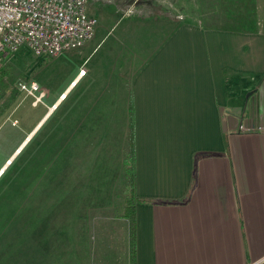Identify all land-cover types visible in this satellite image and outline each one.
Masks as SVG:
<instances>
[{
    "label": "crops",
    "instance_id": "crops-1",
    "mask_svg": "<svg viewBox=\"0 0 264 264\" xmlns=\"http://www.w3.org/2000/svg\"><path fill=\"white\" fill-rule=\"evenodd\" d=\"M214 3L211 23L202 1L179 23L133 14L139 24L123 36L115 90L95 87L87 103L59 114L55 154L23 178L31 203L49 195L48 180L62 185L68 172L79 181L82 146L91 161L98 128L124 113L126 129L131 99L135 192L148 198L135 204V264L264 261V0H216L204 9ZM79 69L64 88L86 74ZM10 198L0 204V228L6 210H20Z\"/></svg>",
    "mask_w": 264,
    "mask_h": 264
},
{
    "label": "rangeland",
    "instance_id": "rangeland-1",
    "mask_svg": "<svg viewBox=\"0 0 264 264\" xmlns=\"http://www.w3.org/2000/svg\"><path fill=\"white\" fill-rule=\"evenodd\" d=\"M186 1L87 0V13L96 18V24L81 51L40 55L23 43L3 57L1 64L8 66L10 73L6 87L0 88V204L10 202L12 195L20 210L16 213L7 208L4 212L8 217L0 228V264H127V221L116 216L117 205L113 206L112 199L120 190L124 113L115 116L118 120L113 125L98 128V146L91 161L82 146L79 181L69 177L66 164L63 184L62 179L53 184L48 180L49 195H34L31 203L23 178L40 172L46 157L52 151L55 154L56 132L51 127L59 114L71 110L75 103H87L95 87L105 89V94L115 90L116 77L111 72L114 74L115 64L121 60L123 36L139 24L133 14L141 10L149 14V22L160 23L168 19L159 17L171 15L179 23L184 21L185 8L191 12L198 9L197 2L209 8L216 2L196 0L194 7ZM205 4L201 12L210 23L217 22L215 5L212 11L205 10ZM173 21L171 18V24ZM79 68L86 74L64 88ZM19 79L26 83L34 80L37 89L28 94L19 89ZM36 94L41 99L33 104ZM46 104H51V109L38 119ZM58 175L62 178V173ZM40 182L46 184L45 179ZM7 183L10 191L4 188Z\"/></svg>",
    "mask_w": 264,
    "mask_h": 264
},
{
    "label": "built area",
    "instance_id": "built-area-1",
    "mask_svg": "<svg viewBox=\"0 0 264 264\" xmlns=\"http://www.w3.org/2000/svg\"><path fill=\"white\" fill-rule=\"evenodd\" d=\"M86 3L87 0H0V64L23 43L40 55L80 47L92 36L96 24V18L87 13ZM79 73H83L82 68ZM17 84L28 94L37 89L34 80L26 83L19 79ZM40 99L36 94L32 103Z\"/></svg>",
    "mask_w": 264,
    "mask_h": 264
},
{
    "label": "trees",
    "instance_id": "trees-1",
    "mask_svg": "<svg viewBox=\"0 0 264 264\" xmlns=\"http://www.w3.org/2000/svg\"><path fill=\"white\" fill-rule=\"evenodd\" d=\"M9 73L8 66L0 64V88L6 87V78ZM127 118L125 138L120 155V190L112 199L113 206L117 205L118 212L114 211L116 216L125 218L127 221V264H135V204L148 198L138 196L135 192L134 110L131 99H129ZM261 264H264V261Z\"/></svg>",
    "mask_w": 264,
    "mask_h": 264
}]
</instances>
